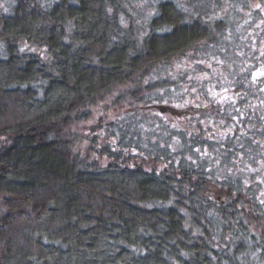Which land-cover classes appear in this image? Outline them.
<instances>
[{
  "label": "trees",
  "instance_id": "16d2710c",
  "mask_svg": "<svg viewBox=\"0 0 264 264\" xmlns=\"http://www.w3.org/2000/svg\"><path fill=\"white\" fill-rule=\"evenodd\" d=\"M179 1L159 3L138 30L125 0H16L14 13L0 15V135L8 138L0 196L12 212L0 229V264H264V236L251 224L264 211L249 219L238 204L250 190L231 187L225 173L217 183L235 198L217 207L206 191L212 165L172 158L156 172L120 163L116 152L99 164L62 142L61 127L83 121L117 87L133 84L132 98L162 86L170 82L159 79L163 68L221 41L224 19Z\"/></svg>",
  "mask_w": 264,
  "mask_h": 264
},
{
  "label": "rangeland",
  "instance_id": "374dc122",
  "mask_svg": "<svg viewBox=\"0 0 264 264\" xmlns=\"http://www.w3.org/2000/svg\"><path fill=\"white\" fill-rule=\"evenodd\" d=\"M54 1L40 3L47 7ZM165 1L125 0L126 12L135 22L138 18L134 28L141 29L156 16L158 4ZM180 1L189 2L211 19H224L221 41L196 60L185 57L163 68L158 77L170 82L162 86L151 85L132 98L128 92L133 84L117 87L97 101L83 121L63 125L62 142L71 154L76 152L99 164L111 161L108 154L116 152L120 163L156 172L169 167L172 158L175 166L193 163L194 168L207 169L212 165L215 168L209 167L208 175L215 178L206 191L215 205L229 204L235 198L228 187L217 183L225 173L230 180L227 183L237 182L238 186L234 182L231 187L250 190L253 199L242 195V206L238 204L241 211L244 209L249 219L259 216L264 211V0H219L220 4L217 0ZM15 7L16 0H0V15L14 13ZM21 46L22 51L46 58L43 48ZM3 54L0 43V57ZM149 104H165L167 108L149 110ZM183 110L198 115L185 120L179 114ZM255 119H260V124ZM119 120L118 126L113 124ZM7 139L0 135V146ZM102 149L111 152L102 155ZM7 199L0 196L1 230L3 220L12 213ZM251 224L253 231L264 236L263 219Z\"/></svg>",
  "mask_w": 264,
  "mask_h": 264
}]
</instances>
